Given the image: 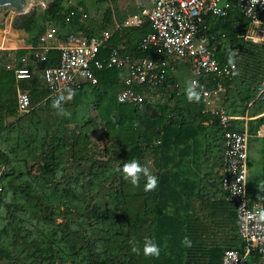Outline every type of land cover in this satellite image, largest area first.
Here are the masks:
<instances>
[{"label": "trees", "instance_id": "trees-1", "mask_svg": "<svg viewBox=\"0 0 264 264\" xmlns=\"http://www.w3.org/2000/svg\"><path fill=\"white\" fill-rule=\"evenodd\" d=\"M78 2L82 8L70 0H54L40 15L33 11L22 19L19 29L37 46L51 24L82 25L86 0ZM69 15L71 21L66 23ZM249 27V20L234 7L225 17H208L200 34L209 43L217 40L221 64L234 55L236 69L224 83L223 106L230 114L242 116L261 100L256 87L264 80V44L241 37ZM152 30L146 22L115 32L99 59H107L119 45L139 57L159 58L155 51L138 50ZM29 51L20 49L17 55ZM166 59L169 70L164 85L137 87L146 95L143 105L118 101L126 71L112 67L98 72L97 84L81 81L67 89L66 99L58 102L69 114L49 99L44 101L49 89L41 70L59 64V50L49 51L31 79H17L0 67V264L3 258L6 264H223L227 249L242 250L238 207L222 187L221 176L215 183L219 189L209 196L192 163L199 162V168L213 156L208 141L212 135L223 154L225 131L237 130L243 121H231L224 128L204 112L202 97L189 101L183 88L188 71L192 74L189 63ZM216 83L213 75L204 76L198 89ZM19 88L30 94L34 107L28 113L19 111ZM158 90L169 95L167 101L152 102ZM91 105L113 147L107 155L92 148L97 116L93 117ZM260 113L264 106L248 120L250 135L258 136L264 126ZM146 153L153 156L150 172L158 180L153 189H146L147 176L141 174L134 184L123 171L134 158L148 166ZM258 200L264 204V161ZM185 236L191 239L190 246L183 243ZM145 237H154L159 244L158 256L144 254ZM248 261L261 264L262 258L254 252Z\"/></svg>", "mask_w": 264, "mask_h": 264}, {"label": "built area", "instance_id": "built-area-1", "mask_svg": "<svg viewBox=\"0 0 264 264\" xmlns=\"http://www.w3.org/2000/svg\"><path fill=\"white\" fill-rule=\"evenodd\" d=\"M70 3H72L70 1ZM237 7L249 20V29L241 35L245 40L264 44V0H152V5L129 15L122 22L92 36L76 33L63 34L57 26H50L40 37L37 46L19 57L17 50L5 49L8 60L4 67L17 79H31L35 68L42 67L52 49L60 51V62L56 66H44L42 79L49 89L53 104L66 99V91L81 81L97 84L98 72L105 68H119L126 71L121 80V89L117 93L119 102L143 105L146 95L137 87L164 85L168 77L169 62L166 57H176L188 62L192 69L190 83L201 84L204 76L213 75L217 80L214 87L200 88L205 103L204 112L211 113L224 128L231 121L243 120L237 130H226L225 148L222 154L223 168L221 185L228 191L229 199L237 204L240 218V236L244 242L242 250L227 249L223 254V264H247L248 257L254 252L261 255L264 261V220L259 213L264 212V204L253 200L248 192V148L250 133L247 116L230 114L221 105L224 83L233 78L236 63L221 64L217 57V40L209 43L201 37V30L206 27L208 17H225ZM87 14H84L86 16ZM9 21L4 34L11 32L20 36V30L14 26L15 15ZM71 21V15L66 23ZM150 23L153 30L138 45V50L155 51L159 58L139 57L128 53L124 45L114 47L105 60L99 55L104 45L117 31ZM1 59V58H0ZM30 61L37 65H31ZM209 82H207L208 84ZM257 98H264V80L256 87ZM20 113H28L34 107L30 94L18 89ZM264 132H258L263 135ZM231 252L233 255H228Z\"/></svg>", "mask_w": 264, "mask_h": 264}, {"label": "crops", "instance_id": "crops-1", "mask_svg": "<svg viewBox=\"0 0 264 264\" xmlns=\"http://www.w3.org/2000/svg\"><path fill=\"white\" fill-rule=\"evenodd\" d=\"M70 1L72 2V4L80 6L78 0ZM89 3H91L92 6ZM151 5L152 0H102L95 4L94 7L93 2L89 1L88 5L86 2V12L89 16L87 18H80V23L82 25L77 23L60 24L58 28L63 34L76 33L87 35L88 33H90L91 35H94L98 33L99 30H102L104 28H111L114 26L115 23L122 22L129 15L139 12L141 9ZM80 7L82 8V6ZM12 33L13 32H11V34L9 35L4 34V32L0 33V66H4V64L8 61L4 55L6 53L4 51L5 49H29L31 51V48L33 46L30 41V35L28 33L24 32V35L20 34V38H17V36H13ZM25 38H28V40L26 41ZM30 63L34 66L37 65L35 62L32 61H30ZM252 114L253 113L248 110L247 121L252 118H255L254 116H252ZM263 114L264 113H260V115ZM211 122L212 121L209 120L206 123L210 124ZM260 131L264 132V126H261ZM263 135L258 136L260 137ZM216 148V152L214 153L215 155L212 156L213 158L210 157L207 163L204 162V160H206V157L201 159V162H204V164H202L199 168V162L192 163V165L195 166V169L200 172L201 178L203 180V186L205 185L203 192L209 196L214 195L217 189H219L216 184H218V179L221 176L222 171L221 160L220 164L218 163L219 161H217L219 158L222 157V151L219 149L220 147ZM261 264H264L263 259Z\"/></svg>", "mask_w": 264, "mask_h": 264}, {"label": "rangeland", "instance_id": "rangeland-1", "mask_svg": "<svg viewBox=\"0 0 264 264\" xmlns=\"http://www.w3.org/2000/svg\"><path fill=\"white\" fill-rule=\"evenodd\" d=\"M89 1H92L94 4V7H95V4H97L100 0H86L87 5H88ZM89 4L91 5V3H89ZM29 7L32 8V10L37 11V13L39 15L41 14V12L44 9V6L42 4L34 5V3L31 0L29 2ZM13 15H16V12H14L11 9H9L3 15L4 20L0 23V33L4 32V30H6V27L9 25V21L11 20L10 18ZM88 16H89L88 14L86 16L83 15V18H87ZM14 22H15V20H14ZM52 25L57 26V27L60 26V24L59 25L51 24L50 26H52ZM106 29H109V28H104L102 30H99L98 33H100V31L102 32L103 30H106ZM20 34L24 35V32L22 30H20ZM13 36H17V38H20L17 35V33H14ZM28 38H25L26 41L28 40ZM2 61H3V59H2ZM187 74H188L187 77L183 81V88L187 87V85L190 83V80L192 77V74L189 71ZM168 98H169V95H167V93L165 91L158 90L156 92L155 99L152 102L153 103H155L157 101H164L165 102V100L167 101ZM224 99H225V93L222 94L221 101H220L221 105H224ZM240 102L241 101L239 100V103ZM259 106H262V107L264 106V98H261V100L257 101V103L254 106H252L251 108H249V110L251 111V113H253L257 110V108ZM91 112H92V115L94 118L98 114L97 109L92 105H91ZM96 121H97V125L91 133L92 142H93L92 148H93V151H95V152H101L102 155H107L110 153V150H112L113 147L109 146L110 142L106 141L104 123L100 121V118L98 116L96 117ZM213 136L214 135H212V137L209 138L208 141L210 142L211 148L214 151L213 152V156H214L215 150L217 148L215 146L216 142L213 141ZM151 155H152L151 153H146L144 156L147 158V165L149 164L147 167L150 169V171L153 169V166H154L153 165L154 163L152 161L153 156H151ZM146 158H145V160H146ZM263 161H264V158H263V139L261 136L259 137L257 135L251 134L250 139H249V148H248V169H249L248 192H249L250 199H253V200H258V198L261 197ZM60 220L61 219H59V222H60ZM6 263H7V259L3 258V260L1 261V264H6ZM57 264H71V263L66 262V263H57ZM247 264H251L250 261H248Z\"/></svg>", "mask_w": 264, "mask_h": 264}, {"label": "clouds", "instance_id": "clouds-1", "mask_svg": "<svg viewBox=\"0 0 264 264\" xmlns=\"http://www.w3.org/2000/svg\"><path fill=\"white\" fill-rule=\"evenodd\" d=\"M257 3V0H255V4ZM229 63L233 64L234 66V55H230L229 57ZM187 97L189 101H199L201 97V92L198 89L197 82L193 81L189 83L185 89ZM71 91L69 92V96H71ZM60 111L64 114L66 113L65 110L62 108L59 102H57L55 105ZM123 171L126 178H130L131 182L136 184L139 182L141 174L148 177V182L146 184V189H153L156 187V184L158 182L157 177L154 174H151L150 169L145 165L142 164L138 159H132L127 161L123 166ZM259 218L261 220H264V212H260ZM183 243L187 245H191L192 241L189 237L185 236L183 239ZM135 251H139L138 248H134ZM160 246L155 241L154 237H145V243L143 247V252L146 255H159L160 254ZM228 255H233V253L229 252Z\"/></svg>", "mask_w": 264, "mask_h": 264}, {"label": "water", "instance_id": "water-1", "mask_svg": "<svg viewBox=\"0 0 264 264\" xmlns=\"http://www.w3.org/2000/svg\"><path fill=\"white\" fill-rule=\"evenodd\" d=\"M34 5L42 4L48 7L54 0H31ZM30 0H0V23L4 20L3 11L11 9L16 12L14 26L19 28L20 21L29 16L34 10L29 7Z\"/></svg>", "mask_w": 264, "mask_h": 264}, {"label": "flooded vegetation", "instance_id": "flooded-vegetation-1", "mask_svg": "<svg viewBox=\"0 0 264 264\" xmlns=\"http://www.w3.org/2000/svg\"><path fill=\"white\" fill-rule=\"evenodd\" d=\"M9 9H6V10H4L2 13H3V15L8 11ZM15 17H16V15H15Z\"/></svg>", "mask_w": 264, "mask_h": 264}]
</instances>
